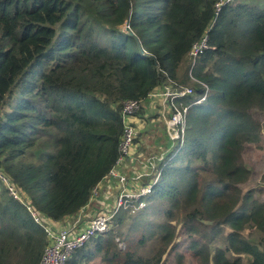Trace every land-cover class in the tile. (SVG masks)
I'll list each match as a JSON object with an SVG mask.
<instances>
[{"label":"trees","instance_id":"16d2710c","mask_svg":"<svg viewBox=\"0 0 264 264\" xmlns=\"http://www.w3.org/2000/svg\"><path fill=\"white\" fill-rule=\"evenodd\" d=\"M219 1L0 0V171L53 220L81 212L115 164L122 102L189 74L208 88L182 146L143 177L162 168L144 207L121 210L67 264H264V186L240 189L245 145L261 137L250 111H264V0ZM128 19L133 35L114 29ZM205 33L214 49L191 67ZM193 87L186 104L204 93ZM157 136L152 147L170 145ZM44 245L0 180V264H38Z\"/></svg>","mask_w":264,"mask_h":264},{"label":"built area","instance_id":"2783aa9c","mask_svg":"<svg viewBox=\"0 0 264 264\" xmlns=\"http://www.w3.org/2000/svg\"><path fill=\"white\" fill-rule=\"evenodd\" d=\"M230 1L232 0H220L215 5L216 10L219 11L224 3ZM213 49L205 33L201 39L192 44L189 50L188 58L191 61V67L195 66L201 55ZM189 76L193 84L200 85L204 89L203 95L191 104H186L184 100L194 97L195 88L177 83L156 88L147 96L145 102L137 100L122 102L120 108L122 136L118 147L119 155L103 181L91 191L86 207H92L93 212L87 220L82 219V215L53 220L43 214L26 192L0 171V180L8 196L25 208L45 236V245L38 264H67L75 251L83 248L91 239L110 231L114 217L121 210L134 211L144 207L142 200L151 194L153 186L160 179L162 168L157 171L151 181L144 185L143 177L154 169L155 161L161 162L176 143L179 147L182 146L189 108L192 105L202 104L208 96L207 86L193 78L191 74ZM143 105V117L139 116L141 119L137 120ZM157 125H161V131L167 135L171 143L167 148L161 145L152 147L159 153L144 158L139 151L141 145L138 144L137 139L146 130L156 131L157 127L154 126ZM116 241L119 240L116 239Z\"/></svg>","mask_w":264,"mask_h":264},{"label":"rangeland","instance_id":"374dc122","mask_svg":"<svg viewBox=\"0 0 264 264\" xmlns=\"http://www.w3.org/2000/svg\"><path fill=\"white\" fill-rule=\"evenodd\" d=\"M115 30H121L125 31V26H121L120 28H114ZM187 86H193V83L187 84ZM144 114V113H143ZM142 114V115H143ZM140 115V116H142ZM250 115L257 120L261 125V137L260 141L256 144H248L245 145V150L243 152V160L246 165L251 171V176L247 183L240 186V189L243 192L248 191L249 189L256 188L258 185L264 186V181L262 180L263 172H264V111H258V110H252L250 111ZM143 117V116H142ZM141 119L139 115L137 116V120ZM161 131H157L156 133L147 131L145 135L148 137L145 139L142 135L144 132L141 133L138 144L142 145L146 141V152L149 150L150 147H152V143L155 140V137L160 133ZM158 137V136H157ZM151 151H156L155 149L151 148ZM143 154V153H142ZM144 155V154H143ZM256 197H259L260 201L264 202V192L262 194H257ZM37 207V206H36ZM38 208V207H37ZM39 209V208H38ZM136 211V210H134ZM92 210L90 209V213L87 212L82 215V219L87 220L92 216ZM128 235V234H127ZM125 235L124 238H122V242H117L118 248L121 251H125L126 248L129 247V244L127 243L128 237ZM249 237V235H247ZM251 239L255 240L258 238V233L255 231L251 232L250 235Z\"/></svg>","mask_w":264,"mask_h":264},{"label":"crops","instance_id":"0c3cea01","mask_svg":"<svg viewBox=\"0 0 264 264\" xmlns=\"http://www.w3.org/2000/svg\"><path fill=\"white\" fill-rule=\"evenodd\" d=\"M154 127H157V130L156 131H154L153 133H156L157 131H160L161 129H162V127H161V125H157V126H154ZM147 131V130H146ZM146 131L143 133V137L146 139L148 136L147 135H145V133H146ZM148 131H150V132H152L151 130H148ZM158 142V141H157ZM144 144H145V146H146V141L144 142ZM153 144V143H152ZM154 145V144H153ZM92 207H86L85 209H83L82 210V212H79L77 215H83V214H85V213H87V212H89L90 213V209H91Z\"/></svg>","mask_w":264,"mask_h":264},{"label":"water","instance_id":"95a60500","mask_svg":"<svg viewBox=\"0 0 264 264\" xmlns=\"http://www.w3.org/2000/svg\"><path fill=\"white\" fill-rule=\"evenodd\" d=\"M125 26V33L129 34V35H133V33L131 32L130 28H129V19L125 21L124 23Z\"/></svg>","mask_w":264,"mask_h":264}]
</instances>
